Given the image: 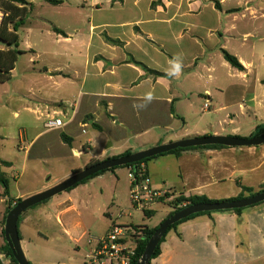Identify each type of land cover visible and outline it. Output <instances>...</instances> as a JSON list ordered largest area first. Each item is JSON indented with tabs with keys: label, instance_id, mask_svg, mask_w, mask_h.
<instances>
[{
	"label": "crops",
	"instance_id": "obj_1",
	"mask_svg": "<svg viewBox=\"0 0 264 264\" xmlns=\"http://www.w3.org/2000/svg\"><path fill=\"white\" fill-rule=\"evenodd\" d=\"M25 1L26 5H18L25 8L24 20L31 12L35 17L28 32H36L39 40L43 32L48 34V46L40 48L47 61H41L34 43L23 51L18 43L21 55L31 54L32 65H26L19 75L14 65L11 87L4 94L10 97L6 99L10 110L9 101L20 103L12 111L15 116L26 111L33 119L31 125L24 124L26 130L13 135L18 151L25 154L13 194L6 171L14 173L15 167L1 157L0 145V177L8 182L7 195L0 184L4 203L0 234L9 204L53 185L43 181V171L37 167L31 169L30 180L43 184L30 190L19 181L32 148L41 140L43 152L36 157L50 153L66 166L65 174L54 179L53 183H59L92 160L192 137L239 136L242 132L249 137L264 125V30L258 28L264 18V0ZM45 11L49 16H42ZM42 22L48 25L44 31ZM222 50L234 56L243 70L233 68ZM177 55L183 62L182 72L171 77L169 61ZM148 91L156 99L145 109L135 110L133 105ZM51 116L64 125L47 131L44 121ZM2 129L0 142L10 137ZM106 141L110 143L105 145ZM93 148L96 153L91 154ZM70 158L75 161H67ZM144 165L154 189L170 190L167 203L180 194L222 201L237 197L241 186L254 193L262 188L264 144L185 150L158 156ZM96 178L20 215L18 234L24 255L30 233L40 235L37 227L47 230L50 222L61 227L77 249L85 239V252L90 250L94 239L116 221L109 215L104 229L91 235L74 217L82 202L77 201L79 190ZM167 205L170 210L162 220L172 212ZM162 220L146 226L156 227ZM3 243L0 237V246ZM150 264H264V202L243 208L240 214L214 211L178 224L166 234L159 256Z\"/></svg>",
	"mask_w": 264,
	"mask_h": 264
},
{
	"label": "rangeland",
	"instance_id": "obj_2",
	"mask_svg": "<svg viewBox=\"0 0 264 264\" xmlns=\"http://www.w3.org/2000/svg\"><path fill=\"white\" fill-rule=\"evenodd\" d=\"M2 1L4 0H0V2ZM48 14L49 13L45 11L42 13V16H49ZM26 16L24 25L17 29L20 39L18 49L22 51L26 50L25 46L28 43H34L36 48L35 50L40 52L39 56L41 57V61H47L45 53H43L40 48L48 46V34L43 32L42 39L39 40L35 37L37 35H34L36 32L33 34L28 32L27 28L32 27L31 23H35L34 12H31ZM42 24L45 26L40 25V28L44 31V28H48V25L45 22H42ZM258 28L264 30V18L260 23L258 22ZM1 49H5L4 46L0 45V50ZM30 56L31 54L26 51L22 55L18 56L15 63L17 67V75L21 73V70L26 65H32ZM10 80L9 82L0 84V127H4L1 131L2 133L10 135L8 139L0 142V145L3 147L1 157L12 161L13 166L15 167L14 173L6 171L9 181V193L13 194L15 190V181H17L16 175L21 170L20 163L25 156L22 150L18 151V142L16 138L14 140L13 135L16 136L18 130H26V127L28 126L25 127V125H31L33 118L31 115L27 114L26 111H19V116H15L12 113L15 108L20 106V103L16 100L8 102V104L13 108L12 110H10V107H7L6 99L8 100L10 97L8 94L5 95L4 93L11 87ZM13 85L16 87V83ZM238 137L247 138V135L242 132ZM28 138H30V135ZM109 143L110 141H106L105 145H108ZM42 144L43 142L41 140L32 148L30 155L31 159H29L25 175L19 178L21 185L24 186L25 189L32 190L43 184L42 181L36 182L30 180L31 169L35 167H37L38 170L41 169L43 171V181L53 185L58 183H53L54 179L63 176L66 172V166L63 163L61 164V162H59V160H57L53 155H50V153L41 159L36 157L40 156V153L43 152L41 150ZM94 153H96V149L93 148L91 154ZM41 156L43 155L41 154ZM36 159L40 162L36 161ZM65 160L66 158L64 159V162ZM67 161L74 162L75 160L70 158ZM94 161L96 160H92L87 164L93 163ZM125 168L126 167H118L113 171H106L95 180H92V182H89L86 188L79 190L77 201L81 200L82 202L78 203L77 206V212L79 215H75V213L74 217L87 227L88 232L91 235H94L98 230L101 232L104 229L105 225L108 223L109 215L112 219H115L120 223H132L136 225L145 224L153 226L158 224V222L166 216V212L170 210L167 205L169 197L164 198V201H159V203L153 205L152 209L154 210V215L151 217H146L144 212L133 209L129 197V181ZM11 174L12 176H15V179L11 177ZM2 199L3 196L0 195V214L4 208ZM44 203L38 204L35 208L42 207ZM30 209L27 211H30ZM0 224L2 226V222ZM48 226L49 228L47 230L42 226L37 227L40 231V235L34 234V232L30 233V244L25 245L24 247L26 258L30 264H89L85 260V239L79 243V248L77 249L75 244L70 242L68 237L63 234L61 227H58L53 222H50ZM0 237H2L1 234Z\"/></svg>",
	"mask_w": 264,
	"mask_h": 264
},
{
	"label": "water",
	"instance_id": "obj_3",
	"mask_svg": "<svg viewBox=\"0 0 264 264\" xmlns=\"http://www.w3.org/2000/svg\"><path fill=\"white\" fill-rule=\"evenodd\" d=\"M264 144V130L254 137L242 138L238 136L224 135H207L200 137H192L160 144L142 151L130 153L129 155L112 157L86 165L80 170L72 172L67 178L59 183L40 191L36 194L20 199L6 214L3 226L4 241L11 250L12 256L17 264H29L21 247L18 235V218L29 208L56 196L71 187L79 184L88 177L101 171H106L114 167H120L136 163L146 158H150L159 154L167 153L177 148H189L206 145H221L225 147H255ZM264 202V191L256 193L252 196L232 201H215L207 203H198L188 205L162 220L152 236L148 240L142 256L136 264H150L151 256L155 247L160 242L162 236L168 228L178 221L189 217L190 215L201 212L225 211L234 209H243Z\"/></svg>",
	"mask_w": 264,
	"mask_h": 264
},
{
	"label": "trees",
	"instance_id": "obj_4",
	"mask_svg": "<svg viewBox=\"0 0 264 264\" xmlns=\"http://www.w3.org/2000/svg\"><path fill=\"white\" fill-rule=\"evenodd\" d=\"M45 1H47L49 3H52V4H58L60 2V1H57V0H45ZM26 4L27 3H26L25 0H4V1L1 2L2 9L5 12V16H4V19H3L1 27H0V45L4 46L5 49H1L0 50V84L9 82V80H10V72L14 68V65H15V63H16V61L18 59V56L21 55V53H22L21 51H19L17 49L18 43H19V37L17 35V29L23 24L24 15H25V8L24 7H18V5L22 6V5H26ZM55 31L60 33V34H63L58 29H55ZM106 40L109 43L115 42V41H113L112 39H109V38H106ZM222 54H223L224 59L233 68H236L238 70H243L242 65L237 61V59L234 56L228 54L226 51H223V50H222ZM147 71L151 72L153 74H159V73H157L155 71H152V70H148L147 69ZM263 130H264V125L258 126V127L255 128L254 132L249 137H254V136L258 135L259 133H261ZM61 137H62V139L65 142H68V140L65 137V135H61ZM203 148H206V149H220V148H226V147L225 146H221V145H206V146L189 147V148H177V149L171 150V151H169L167 153L159 154V155H156V156H153V157H150V158L143 159V160L138 161L136 163H132V164L124 165V166H120V167H127V168L128 167H133L135 169L138 165L147 164V162H149L151 159L156 158V157L161 156V155H164V154H178L181 151H185V150L203 149ZM129 154H130V151H126V152H124L123 154H121L119 156H125V155H129ZM119 156H116V157H119ZM106 159H109V158H106ZM96 162H98V160L94 161L93 163H96ZM93 163H89L87 165H91ZM116 168H118V167H114V168H111V169L106 170V171H110V170L113 171ZM74 171H76V170H74ZM106 171H101V172H99L97 174H94V175L88 177L87 179L83 180L79 184L71 187L68 190H71V189L75 188L76 186H78L80 184H83L86 181H88V180H90V179H92V178H94L96 176H99V175L103 174ZM0 184L4 188V195H7V193H8L7 192V188H8L7 180L2 178V177H0ZM261 191H264V184H263L262 188L256 193H259ZM245 193L247 195H244ZM256 193H254L253 190L248 188V187L241 186V193L237 197L225 199V200H222V201H232V200H236V199H242V198H245V197L252 196V195H254ZM167 197H169V196H167ZM19 201H20V199H17L14 204H9V206L6 208V211H5V214H4V217H3V225H4V220H5V216H6L7 212L16 203H18ZM46 201H43L42 203H44ZM160 201H164V198H162ZM207 202H215V201L209 200L205 196L184 197L183 195L180 194V195L172 198L168 202V204L173 208L172 212L169 215H171L172 213H174V212H176V211H178V210H180V209H182V208H184V207H186L188 205L198 204V203H207ZM35 206H37V205H35ZM35 206H33V207H35ZM33 207H31V208H33ZM242 210L243 209H234V210H231V211L235 212L236 214H240ZM210 213L211 212L196 213V214L190 215L189 217H187L185 219H182V220L178 221L177 223H174L173 225H171L168 228V230L165 232V234L162 236L160 242L155 247L154 252H153V254L151 256V260L155 259L157 256H159V254H160V245L164 241V238H165L166 234L171 229H174L178 224H180V223H182V222H184L186 220H189V219H191V218H193L195 216L204 215V214L209 215ZM144 215L146 217H151L153 215V211H150V210L144 211ZM19 219H20V217L18 218V222H19ZM18 222H17V226H18ZM157 226L153 227V228H150V227H148L146 225H138V227L140 229H142L143 240H141L139 242V245L137 247L135 256H134L131 264H136L138 262V260L142 256V253H143V251L145 249V246H146L148 240L152 236V234L155 231V229L157 228ZM1 235H2V237L4 239L3 229L1 231ZM0 253H3L14 264H17V262L15 261V259L12 256L10 248L8 247L7 243H5V241H4L3 245L0 246ZM29 264H30V262H29Z\"/></svg>",
	"mask_w": 264,
	"mask_h": 264
},
{
	"label": "built area",
	"instance_id": "obj_5",
	"mask_svg": "<svg viewBox=\"0 0 264 264\" xmlns=\"http://www.w3.org/2000/svg\"><path fill=\"white\" fill-rule=\"evenodd\" d=\"M5 12L0 2V27ZM207 102L204 107H207ZM64 125L60 118L47 117L44 128L47 131L61 128ZM128 176L131 179L129 197L132 208L142 212L151 210L153 205L162 198H167L170 190H157L151 186L149 176L144 164L135 169L128 167ZM142 229L132 223L113 221L109 228L99 237L94 239V245L85 255L89 264H131L139 242L143 240ZM0 264H14L3 253H0Z\"/></svg>",
	"mask_w": 264,
	"mask_h": 264
},
{
	"label": "clouds",
	"instance_id": "obj_6",
	"mask_svg": "<svg viewBox=\"0 0 264 264\" xmlns=\"http://www.w3.org/2000/svg\"><path fill=\"white\" fill-rule=\"evenodd\" d=\"M170 70L168 72V75L171 77H178L183 68V62L182 59L177 55L174 56L170 61ZM156 99V96L153 91H148L143 94L141 97V102L138 104H134L133 108L137 111L145 109L149 104H151Z\"/></svg>",
	"mask_w": 264,
	"mask_h": 264
}]
</instances>
